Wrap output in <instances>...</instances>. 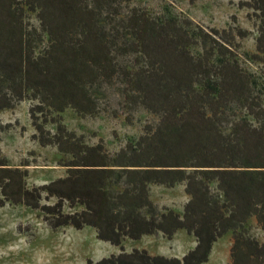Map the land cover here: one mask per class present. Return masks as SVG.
I'll return each mask as SVG.
<instances>
[{"label": "trees", "instance_id": "trees-1", "mask_svg": "<svg viewBox=\"0 0 264 264\" xmlns=\"http://www.w3.org/2000/svg\"><path fill=\"white\" fill-rule=\"evenodd\" d=\"M114 2L0 0V112L32 100L33 136L56 147L66 168L29 187V162L12 165L0 146V207L39 209L53 230L91 226L121 247L91 264H204L229 232L228 264H264V239L250 222L264 236V0L239 2L256 30L254 52L242 50L252 31L236 19L207 30L175 14L135 9L119 18ZM240 54L258 68L242 66ZM115 82L129 108L158 120L110 152L69 129L60 113L98 114ZM178 184L189 197L182 212L153 200L152 185ZM50 198L57 201L43 203ZM66 201L82 209L65 212ZM180 229L196 242L181 257L123 246L160 233L171 240Z\"/></svg>", "mask_w": 264, "mask_h": 264}, {"label": "rangeland", "instance_id": "rangeland-1", "mask_svg": "<svg viewBox=\"0 0 264 264\" xmlns=\"http://www.w3.org/2000/svg\"><path fill=\"white\" fill-rule=\"evenodd\" d=\"M242 0H115L119 18H128L133 10H143L151 15L175 14L191 18L197 25L207 28H228L235 19L252 33L241 41L244 52L255 51L256 30L248 19L247 8L239 7ZM116 15V16H117ZM25 18L39 26L37 13L27 10ZM117 18V17H116ZM131 59V57H129ZM240 62L246 69L258 67L240 54ZM115 81L113 79L112 83ZM118 83L106 87L100 96V110L96 115L82 116L68 108L60 114L69 129L83 134L89 144L102 141L106 149L115 152L131 139H137L158 117L140 107L129 108L118 89ZM32 100H24L15 108L0 112V146L12 165L29 162V187L39 186L66 175L61 165L62 154L51 145L43 146L34 138L36 128L30 115ZM46 127L55 131L56 124L49 122ZM152 198L159 206H169L182 212L188 200L184 185L173 188L152 185ZM56 198L44 199L43 203H55ZM81 205L71 207L65 202L64 211L74 212ZM254 234L264 239L262 230L252 219ZM231 232L215 242L209 261L204 264H228L230 261ZM195 238L180 229L173 239L161 233L145 235L141 239H126L123 246L127 251L145 248L152 254L181 257L195 246ZM121 247L99 240L95 229L85 226L76 229L66 225L53 230L44 220L43 212L25 205L7 203L0 207V264H91L112 253H119Z\"/></svg>", "mask_w": 264, "mask_h": 264}]
</instances>
